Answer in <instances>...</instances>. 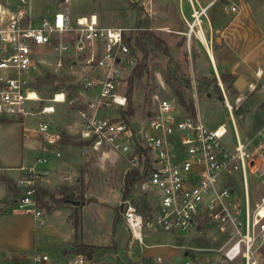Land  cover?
I'll use <instances>...</instances> for the list:
<instances>
[{
    "label": "rangeland",
    "instance_id": "rangeland-1",
    "mask_svg": "<svg viewBox=\"0 0 264 264\" xmlns=\"http://www.w3.org/2000/svg\"><path fill=\"white\" fill-rule=\"evenodd\" d=\"M210 1L205 0L203 5ZM198 4L201 5L199 0H31L33 11L40 16L64 13L69 32L57 38L52 47L40 52L38 71L30 77V83L41 101L31 105L34 116L26 122L28 127L34 129L36 121L55 123L56 131L76 137L80 120L78 111H86L83 97L79 95V82L90 76H104L102 69L91 71L83 65V60L91 55L90 50L79 53L75 48L76 21L95 16L101 28L124 30V41L128 43L130 56L134 60L132 68L124 69L119 87V92L126 97L131 90L132 115L122 114V111L127 110L128 103L124 109L113 107L100 112V115L124 120L138 132L154 108L152 96L174 99L181 106L178 98L180 94L186 103L192 101L195 114H199L208 128L221 125L228 131L227 138L234 140L235 127L243 141L248 143L254 139L255 147L264 136V92L260 95L257 93L264 90V85L255 84L251 91L240 90L236 87L237 80L222 72H218L217 77L216 69L210 64L209 45L205 46L200 41L198 33L197 37L192 34L188 39L187 36L193 9L201 10L202 6ZM202 10L205 13V8ZM146 32L153 36L151 40L142 37ZM205 36L210 39L208 34ZM156 38L162 44H155ZM60 42L67 49L59 48ZM94 45L95 54L98 55L100 46ZM134 72L140 74L134 75ZM60 93L65 95L64 103L49 102L55 94ZM239 97L241 101L236 102ZM72 99L75 100L73 104L70 103ZM50 105L54 106L55 113L37 114L44 106ZM21 130L19 122L0 119V163L18 161L20 164L39 156H27L29 150L34 148L36 151L38 147L33 144L30 146V143L35 142L34 134L27 133L25 137ZM66 138L63 136L62 141ZM73 158L72 167L68 169L70 182L56 185L49 191L56 198L61 197L63 190L75 197L84 196L80 199L82 203L79 209H75L78 205L73 203L54 205L50 202L46 208H42L47 215L61 210L66 223L73 229L69 217L76 216L79 228L76 231L74 229L71 241H68V235L59 234L67 229L65 225L59 226L62 219L57 218L53 224V227H60L59 232L56 229L53 232L58 233L56 236L61 240L54 242L42 232L47 225V216L44 224L39 225L16 207L11 208L10 221L15 220L20 228L28 230L29 245L23 247L21 241L11 233L9 238L0 236V264H13L15 260L20 264H33L31 258L34 250L48 254L47 264H71L78 255L85 258L84 264H181L186 255L195 257L200 254L198 249L215 248L223 241L219 230L205 222H198L189 230L175 234L156 228L145 229L142 242L133 240L125 222L118 216L119 208L122 203L130 204L147 219L154 212L155 199L151 192L142 189L140 179L123 196V177L130 172L127 157L103 146L98 151L79 147ZM144 158H148L146 150ZM12 166L8 164V167ZM249 182L254 188L255 181L250 179ZM118 184H121L119 198L113 199V191L108 189L118 192V188H115ZM106 195L110 197L104 198ZM99 199H103V203L99 204ZM98 210H102L104 217ZM83 242L94 246L84 253H78V245ZM256 257L264 264V247Z\"/></svg>",
    "mask_w": 264,
    "mask_h": 264
},
{
    "label": "built area",
    "instance_id": "built-area-1",
    "mask_svg": "<svg viewBox=\"0 0 264 264\" xmlns=\"http://www.w3.org/2000/svg\"><path fill=\"white\" fill-rule=\"evenodd\" d=\"M203 13L193 9L188 39L198 33L195 29ZM68 32L64 13L40 16L33 11L31 0H0V119L19 122L25 137L33 132L39 139L41 155L17 168L16 182L17 208L39 225L44 224L45 213L36 195L49 176L47 154L61 158L55 148L67 133L54 131L45 121L37 122L34 129L27 127L34 116L31 105L41 101L31 88L30 77L38 71L40 52ZM76 33V50L91 53L83 65L104 71L103 77L90 76L79 82L86 109L78 111L80 148L98 151L108 146L126 156L129 171L138 173L142 189L156 201L147 219L134 206L122 203L119 216L133 240L142 242L145 229L175 234L205 222L219 230L223 241L215 248L198 249L200 254L195 257L186 255L181 264H261L256 254L264 247V136L253 147L254 139L243 141L234 127V140L227 138L223 126L208 128L199 114L191 116L174 99L158 95L152 96L154 108L138 132L124 120L103 117L99 113L104 110L125 108L127 98L119 87L124 69L132 68L134 60L121 28H101L91 16L76 21ZM94 44L100 46L98 55ZM58 46L67 49L61 42ZM49 102L64 103L65 95L55 94ZM52 113L54 106L50 105L37 114ZM250 179L255 181L254 188ZM62 180L69 182L70 177L65 175ZM31 260L45 264L48 256L34 250ZM84 260L78 255L71 264H84Z\"/></svg>",
    "mask_w": 264,
    "mask_h": 264
},
{
    "label": "crops",
    "instance_id": "crops-1",
    "mask_svg": "<svg viewBox=\"0 0 264 264\" xmlns=\"http://www.w3.org/2000/svg\"><path fill=\"white\" fill-rule=\"evenodd\" d=\"M199 2L201 5H198L202 6L200 9L205 8V13L201 16L202 18H199L200 23L195 31L199 30L200 33L203 32L204 40L199 36L198 38L203 44L205 42V46L209 45L210 47L208 54L211 62L208 57L207 59L216 69L217 77L218 72H222L234 80L242 79L247 84L244 89H247L248 91H251V89L255 87V84L264 85V0H211L207 5H203L205 0H199ZM230 7H234L235 11L231 12ZM50 8L53 9V6ZM205 34H208L210 39H207ZM194 35L197 37L196 32ZM213 67L211 65L212 70ZM263 92L264 90L257 93L260 95L263 94ZM30 122L32 123L33 120ZM36 123L37 121L35 122V125ZM50 125L54 131L57 130L55 123ZM34 136L35 142L30 143V146L33 144L32 146L37 145L36 147H38L40 144L39 139L35 134ZM65 137L67 138L55 148L62 154L60 159H56L52 153L47 154L49 160L47 164L49 176L47 181L40 185L39 189L46 190L47 187L48 190L46 191L49 193H51L49 190L54 189L56 185H63V183L66 184L70 182H64L62 179L65 175H68V169H71L74 160L73 157L77 155L80 147L77 141V135L74 138V136H70L67 133ZM28 155L31 157L34 155H41V152L38 149L35 151L34 148H32V150H29L27 156ZM29 163H31V161H23V163L20 164L18 161L0 163V236L4 235L9 238V233H11L21 241L23 247L29 245L28 230L20 228V226L15 223V220L10 221L11 217L9 214L11 208H17L16 201L18 189L16 182L20 175L17 168L23 164ZM8 164L14 166L8 167ZM115 188H118V192L116 191L117 193L115 192V189H108V191H113V194L111 195L113 199L114 197L119 198L121 184H118ZM82 197L84 198V196ZM106 197L109 198L110 196H104V198ZM103 201V199H99L98 203L101 204ZM154 202L156 206V201L154 200ZM60 211L61 210H56L48 215L44 212L45 217L47 216V225L42 232L54 242H59L60 239L56 236L59 234H64L65 236L68 235V241H71L74 229L66 223L64 215ZM98 212L104 217L102 210H98ZM83 214L85 216V211H83ZM57 218H60L62 219L61 221H63L59 226L65 225L67 228L64 232H59L60 227L58 225L53 227ZM10 223H13L14 225L10 226ZM81 224L83 231V216ZM54 229H56L55 231L59 232V234L54 233ZM54 242H52L53 245ZM83 245L94 246V244L84 242ZM46 255L48 256V254ZM47 261H49V256Z\"/></svg>",
    "mask_w": 264,
    "mask_h": 264
},
{
    "label": "trees",
    "instance_id": "trees-1",
    "mask_svg": "<svg viewBox=\"0 0 264 264\" xmlns=\"http://www.w3.org/2000/svg\"><path fill=\"white\" fill-rule=\"evenodd\" d=\"M142 37L143 38H148V40L151 38H153V36L149 33H143L142 34ZM155 40V44H162V42L159 41L158 38L154 39ZM125 42V41H124ZM137 43V42H136ZM125 44L128 46V43L125 42ZM142 49H144L142 47ZM144 53L147 54L146 51L143 50ZM146 55L144 54V57ZM140 73L139 72H134V75H139ZM229 77V76H228ZM225 80L226 78L223 77ZM129 94L127 98V103H128V107H127V110L126 111H122V114L126 115H132V110H131V105H130V94H131V90H129L128 92ZM178 98H179V103L180 105L182 106V108L187 112L189 113L191 116H195V110H194V107H193V103L192 101H188V103L185 102L183 96H181L180 94H178ZM180 106V107H181ZM140 177L138 175L137 172L135 171H130L128 173H126L123 177V196L126 195L128 193V191L130 190V188L132 187V185L137 181L139 180ZM80 199H83L82 196H79V197H75L73 196L72 194L68 193L67 190H63L62 192V195L61 197L59 198H56L54 197L51 193L47 192L46 190H41V189H38L37 191V195H36V202L38 204V206L42 209V208H46L47 207V203H52L54 205H63V204H70V203H78V206L77 208L75 209H79L80 207V204L82 203ZM69 219L71 220L72 222V225L74 226V229L75 231L77 230V228H79V221L78 219L76 218V216H70ZM79 246V247H78ZM78 253H84V251L88 250V249H91L92 247L91 246H87V245H83V244H80L78 245ZM13 264H20V262L18 260H15Z\"/></svg>",
    "mask_w": 264,
    "mask_h": 264
},
{
    "label": "water",
    "instance_id": "water-1",
    "mask_svg": "<svg viewBox=\"0 0 264 264\" xmlns=\"http://www.w3.org/2000/svg\"><path fill=\"white\" fill-rule=\"evenodd\" d=\"M246 82L242 79H238L236 82V87L240 90H243L246 87ZM73 204L78 205V203L74 202Z\"/></svg>",
    "mask_w": 264,
    "mask_h": 264
},
{
    "label": "bare ground",
    "instance_id": "bare-ground-1",
    "mask_svg": "<svg viewBox=\"0 0 264 264\" xmlns=\"http://www.w3.org/2000/svg\"><path fill=\"white\" fill-rule=\"evenodd\" d=\"M202 33H200V31H198V36L201 37L202 40H204V35ZM204 44H205V42H204ZM32 98L34 99L36 97L33 96ZM59 101H61V96L60 95L57 96V102H59ZM227 106L229 107V105H227Z\"/></svg>",
    "mask_w": 264,
    "mask_h": 264
}]
</instances>
